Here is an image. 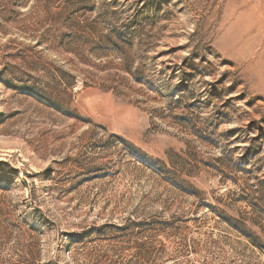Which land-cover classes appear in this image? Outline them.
<instances>
[{
    "label": "rangeland",
    "instance_id": "obj_1",
    "mask_svg": "<svg viewBox=\"0 0 264 264\" xmlns=\"http://www.w3.org/2000/svg\"><path fill=\"white\" fill-rule=\"evenodd\" d=\"M264 0H0V264H264Z\"/></svg>",
    "mask_w": 264,
    "mask_h": 264
},
{
    "label": "bare ground",
    "instance_id": "obj_2",
    "mask_svg": "<svg viewBox=\"0 0 264 264\" xmlns=\"http://www.w3.org/2000/svg\"><path fill=\"white\" fill-rule=\"evenodd\" d=\"M263 22V21H262ZM264 23V22H263Z\"/></svg>",
    "mask_w": 264,
    "mask_h": 264
}]
</instances>
